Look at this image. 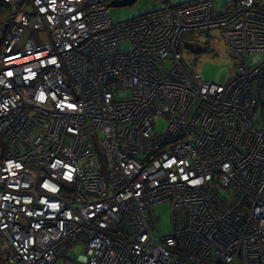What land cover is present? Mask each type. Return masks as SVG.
I'll list each match as a JSON object with an SVG mask.
<instances>
[{"label":"built area","instance_id":"built-area-1","mask_svg":"<svg viewBox=\"0 0 264 264\" xmlns=\"http://www.w3.org/2000/svg\"><path fill=\"white\" fill-rule=\"evenodd\" d=\"M114 1L0 0V264H264V0ZM213 30L225 83L182 51Z\"/></svg>","mask_w":264,"mask_h":264},{"label":"rangeland","instance_id":"rangeland-1","mask_svg":"<svg viewBox=\"0 0 264 264\" xmlns=\"http://www.w3.org/2000/svg\"><path fill=\"white\" fill-rule=\"evenodd\" d=\"M190 0H174V4L184 3ZM225 0H217L218 4H223ZM164 6V4H163ZM162 7V3L156 0H137L132 5L111 6L110 12L114 23L131 20L135 17L148 14ZM4 15H0V19ZM1 22V20H0ZM210 36H196V41L205 48V51L195 53L188 47L183 46L182 51L191 67L208 81L216 83H225L236 71V65L239 62L238 54L232 50L224 38L213 30ZM126 45V43H125ZM264 54H257L253 60L263 58ZM251 59V58H250ZM168 68L171 67V61L167 62ZM167 126V121L163 117H156V129L162 130ZM151 212L157 219L156 227L160 233H169L172 228V210L171 203L164 201L151 208ZM84 243H77L72 246L65 256L60 257L56 264H86V254L84 252Z\"/></svg>","mask_w":264,"mask_h":264},{"label":"water","instance_id":"water-1","mask_svg":"<svg viewBox=\"0 0 264 264\" xmlns=\"http://www.w3.org/2000/svg\"><path fill=\"white\" fill-rule=\"evenodd\" d=\"M137 0H116L110 4V6H125L132 5ZM186 46L195 53H199L202 50V45L199 43L188 41Z\"/></svg>","mask_w":264,"mask_h":264},{"label":"trees","instance_id":"trees-1","mask_svg":"<svg viewBox=\"0 0 264 264\" xmlns=\"http://www.w3.org/2000/svg\"><path fill=\"white\" fill-rule=\"evenodd\" d=\"M0 15H1V12H0ZM202 51H205V48H204V47H202V50H201L200 52H202ZM200 52H199V53H200Z\"/></svg>","mask_w":264,"mask_h":264},{"label":"clouds","instance_id":"clouds-1","mask_svg":"<svg viewBox=\"0 0 264 264\" xmlns=\"http://www.w3.org/2000/svg\"><path fill=\"white\" fill-rule=\"evenodd\" d=\"M42 98V97H41Z\"/></svg>","mask_w":264,"mask_h":264}]
</instances>
